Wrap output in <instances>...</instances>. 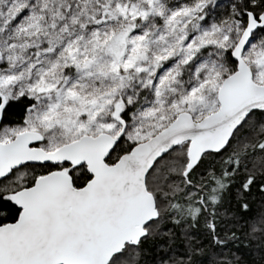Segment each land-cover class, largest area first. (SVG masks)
<instances>
[{"label": "snow or ice", "instance_id": "6c2138e0", "mask_svg": "<svg viewBox=\"0 0 264 264\" xmlns=\"http://www.w3.org/2000/svg\"><path fill=\"white\" fill-rule=\"evenodd\" d=\"M256 160L264 0H0V264H248Z\"/></svg>", "mask_w": 264, "mask_h": 264}, {"label": "trees", "instance_id": "16d2710c", "mask_svg": "<svg viewBox=\"0 0 264 264\" xmlns=\"http://www.w3.org/2000/svg\"><path fill=\"white\" fill-rule=\"evenodd\" d=\"M237 152H242L243 148L237 147ZM255 163L258 165V167L262 170H264V161L262 160H256ZM252 161H249V166L251 167ZM249 245L252 248L253 253L258 252V256H254L248 261V264H264V237H261L259 239H249ZM258 246V247H257ZM206 253L209 256V264H221V262L217 259L211 258L212 249L210 247L205 248ZM233 264H237L235 260H233ZM240 264H243V261L240 262Z\"/></svg>", "mask_w": 264, "mask_h": 264}]
</instances>
